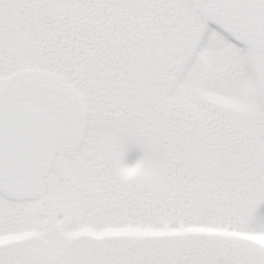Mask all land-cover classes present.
Masks as SVG:
<instances>
[{
    "label": "snow or ice",
    "instance_id": "snow-or-ice-1",
    "mask_svg": "<svg viewBox=\"0 0 264 264\" xmlns=\"http://www.w3.org/2000/svg\"><path fill=\"white\" fill-rule=\"evenodd\" d=\"M0 264H264V0H0Z\"/></svg>",
    "mask_w": 264,
    "mask_h": 264
}]
</instances>
